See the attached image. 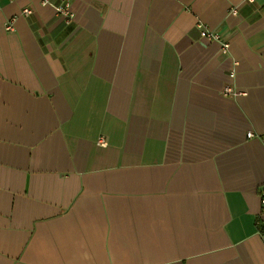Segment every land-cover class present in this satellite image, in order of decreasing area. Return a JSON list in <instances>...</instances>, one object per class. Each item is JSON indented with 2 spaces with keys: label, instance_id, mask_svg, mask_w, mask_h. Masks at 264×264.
<instances>
[{
  "label": "crops",
  "instance_id": "0c3cea01",
  "mask_svg": "<svg viewBox=\"0 0 264 264\" xmlns=\"http://www.w3.org/2000/svg\"><path fill=\"white\" fill-rule=\"evenodd\" d=\"M49 3L0 0V264H264V0Z\"/></svg>",
  "mask_w": 264,
  "mask_h": 264
},
{
  "label": "built area",
  "instance_id": "2783aa9c",
  "mask_svg": "<svg viewBox=\"0 0 264 264\" xmlns=\"http://www.w3.org/2000/svg\"><path fill=\"white\" fill-rule=\"evenodd\" d=\"M42 5H48L49 0H41ZM55 11L57 13V16L65 23H69L73 19V14L71 10V0H62L61 5L55 7ZM30 13L29 10H23L22 14L23 15H28ZM235 14V12H232ZM5 31L6 32H11L12 31V22L9 21L5 25ZM200 38L202 40L208 41V42H220L221 36L217 31H212L209 30L205 27H200ZM228 50V44L223 42L221 45V53L225 54ZM233 75H230L232 78ZM222 94L224 96H237L238 94L232 90L230 86H226L222 90ZM247 139L252 138V134H247ZM98 144L102 145L103 141L102 138L98 140ZM261 205L264 206V193L261 195Z\"/></svg>",
  "mask_w": 264,
  "mask_h": 264
}]
</instances>
